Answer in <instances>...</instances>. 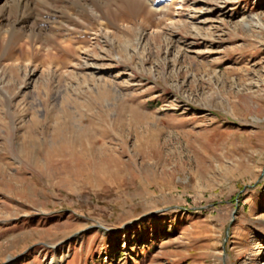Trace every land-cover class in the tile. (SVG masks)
Wrapping results in <instances>:
<instances>
[{
  "label": "rangeland",
  "instance_id": "rangeland-1",
  "mask_svg": "<svg viewBox=\"0 0 264 264\" xmlns=\"http://www.w3.org/2000/svg\"><path fill=\"white\" fill-rule=\"evenodd\" d=\"M154 1L0 2V264H264V0Z\"/></svg>",
  "mask_w": 264,
  "mask_h": 264
},
{
  "label": "bare ground",
  "instance_id": "bare-ground-1",
  "mask_svg": "<svg viewBox=\"0 0 264 264\" xmlns=\"http://www.w3.org/2000/svg\"><path fill=\"white\" fill-rule=\"evenodd\" d=\"M0 2H1V6L4 7V6H9L11 4L19 5L20 2H21V0H0ZM147 2L149 3V6H150L151 9H153V11H161L162 10V8L161 9H157L159 3H157L156 1H154V0H152V1L151 0H147ZM23 3H25V2H23Z\"/></svg>",
  "mask_w": 264,
  "mask_h": 264
},
{
  "label": "water",
  "instance_id": "water-1",
  "mask_svg": "<svg viewBox=\"0 0 264 264\" xmlns=\"http://www.w3.org/2000/svg\"><path fill=\"white\" fill-rule=\"evenodd\" d=\"M235 214V210L232 212V215H234Z\"/></svg>",
  "mask_w": 264,
  "mask_h": 264
}]
</instances>
